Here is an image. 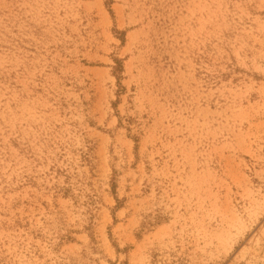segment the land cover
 <instances>
[{
  "label": "rangeland",
  "instance_id": "rangeland-1",
  "mask_svg": "<svg viewBox=\"0 0 264 264\" xmlns=\"http://www.w3.org/2000/svg\"><path fill=\"white\" fill-rule=\"evenodd\" d=\"M0 264H264V0H0Z\"/></svg>",
  "mask_w": 264,
  "mask_h": 264
}]
</instances>
